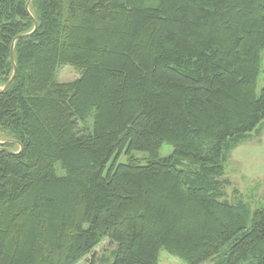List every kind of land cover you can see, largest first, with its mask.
<instances>
[{
  "label": "trees",
  "instance_id": "16d2710c",
  "mask_svg": "<svg viewBox=\"0 0 264 264\" xmlns=\"http://www.w3.org/2000/svg\"><path fill=\"white\" fill-rule=\"evenodd\" d=\"M26 2L0 0V264H264L224 176L264 123V0Z\"/></svg>",
  "mask_w": 264,
  "mask_h": 264
},
{
  "label": "rangeland",
  "instance_id": "374dc122",
  "mask_svg": "<svg viewBox=\"0 0 264 264\" xmlns=\"http://www.w3.org/2000/svg\"><path fill=\"white\" fill-rule=\"evenodd\" d=\"M260 72L256 85V93L264 86V49L260 52ZM79 76L78 71L69 66H60L57 71L56 80L58 82H69ZM260 140L256 139L254 133L251 137L232 150L230 157L225 164L224 176L231 181V185L226 188L227 198L231 201L241 199L251 205L252 208L264 206V131ZM259 139V137H258ZM172 146L163 143L159 152L161 157L170 155ZM141 156L143 153L136 152ZM123 157L119 156L118 160ZM114 245L108 241L103 242L95 249L98 258L102 254L109 255ZM91 256L84 259L79 264L88 262ZM157 264H185L180 258L171 255L162 249L159 252Z\"/></svg>",
  "mask_w": 264,
  "mask_h": 264
},
{
  "label": "water",
  "instance_id": "95a60500",
  "mask_svg": "<svg viewBox=\"0 0 264 264\" xmlns=\"http://www.w3.org/2000/svg\"><path fill=\"white\" fill-rule=\"evenodd\" d=\"M29 2H30V0H27L26 7H28ZM27 35H29V34H21V35H19L17 37H24V36H27ZM10 59H11V62L14 64V59H13V55H12V46H11V51H10ZM15 72H16V67L14 65V72H13L11 78L8 80V82L4 85L3 90L8 88V86L10 85V82L12 81V79L14 77Z\"/></svg>",
  "mask_w": 264,
  "mask_h": 264
},
{
  "label": "crops",
  "instance_id": "0c3cea01",
  "mask_svg": "<svg viewBox=\"0 0 264 264\" xmlns=\"http://www.w3.org/2000/svg\"><path fill=\"white\" fill-rule=\"evenodd\" d=\"M263 131H264V123H263V125L261 127L260 132L256 135V139L257 140H260L261 139V137L263 136L261 133H263ZM258 137H259V139H258Z\"/></svg>",
  "mask_w": 264,
  "mask_h": 264
}]
</instances>
